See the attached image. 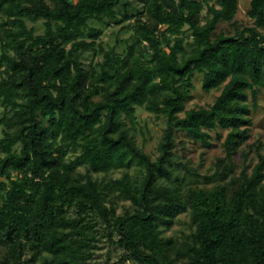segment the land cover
Wrapping results in <instances>:
<instances>
[{"label":"trees","instance_id":"trees-1","mask_svg":"<svg viewBox=\"0 0 264 264\" xmlns=\"http://www.w3.org/2000/svg\"><path fill=\"white\" fill-rule=\"evenodd\" d=\"M239 4L0 0V264H92L104 237L132 264H264V142L248 145L264 89V0H251L253 25L218 32ZM40 21L42 33L30 25ZM111 27L132 40L108 46ZM198 74L220 94L188 109ZM138 108L165 119L156 159L138 144ZM217 128L226 158L203 175L177 147H209ZM119 201L135 211L119 215ZM183 213L188 231L166 234Z\"/></svg>","mask_w":264,"mask_h":264},{"label":"rangeland","instance_id":"rangeland-1","mask_svg":"<svg viewBox=\"0 0 264 264\" xmlns=\"http://www.w3.org/2000/svg\"><path fill=\"white\" fill-rule=\"evenodd\" d=\"M251 0H240L239 11L236 15L235 22L222 21L219 25L218 32L223 31L226 33H235L237 26H249L253 25V19L249 16ZM133 8V7H132ZM135 13V8L132 9ZM31 26H35L39 33L44 32V24L42 21L38 23H30ZM104 39L108 43V46H112L116 43L117 39L132 40L130 32H119V27L105 28ZM125 47V43H121L119 50L122 51ZM1 55V53H0ZM195 89L193 91V99L188 103L187 108H199L208 107L213 104L216 97L220 94V90L213 89L207 92L202 85V75H197L195 80ZM251 100V99H250ZM250 139L248 145L254 143L257 140L264 142V89H260L259 106L252 109L250 115ZM138 144L144 148V150L156 159L160 155V142L164 134V128L166 126L165 119L163 117H157L155 114L148 112L144 108H138ZM212 135V144L209 147L203 146L199 141L190 139H184L185 144H181L177 147L178 156L183 161L190 164L191 167L197 169L201 174H212L216 169V162L219 159L226 158V152L223 146V141L227 135V130L222 128L209 130ZM3 137V129L0 128V138ZM248 145L246 148L248 150ZM76 153L71 154V158H74ZM257 161V154L255 151L250 152L247 155L245 163L255 164ZM244 163V157L241 154L235 157V167L238 173ZM131 173L138 174L136 166L132 167ZM123 174V170H116L110 173L107 178H118ZM181 175L185 174L183 170ZM103 178L104 174H99ZM188 180H194V185L211 188L214 183H206L205 180L201 181L196 179V175L193 174L187 176ZM136 207L130 201H119L118 214L123 215L127 213H133ZM188 213L181 214L176 220L172 229L167 230L166 234L175 235L182 231H188ZM126 252L112 244L107 237L101 239L98 242L97 248L92 259V264H132V259H126Z\"/></svg>","mask_w":264,"mask_h":264}]
</instances>
